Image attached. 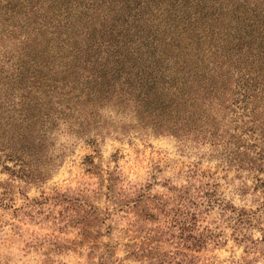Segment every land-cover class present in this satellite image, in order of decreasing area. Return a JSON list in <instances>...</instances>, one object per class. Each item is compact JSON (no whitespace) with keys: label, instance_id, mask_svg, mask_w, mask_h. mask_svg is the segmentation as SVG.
<instances>
[{"label":"trees","instance_id":"obj_1","mask_svg":"<svg viewBox=\"0 0 264 264\" xmlns=\"http://www.w3.org/2000/svg\"><path fill=\"white\" fill-rule=\"evenodd\" d=\"M111 100L264 174V0H0V152L16 175L47 180L55 133L88 135Z\"/></svg>","mask_w":264,"mask_h":264},{"label":"rangeland","instance_id":"obj_2","mask_svg":"<svg viewBox=\"0 0 264 264\" xmlns=\"http://www.w3.org/2000/svg\"><path fill=\"white\" fill-rule=\"evenodd\" d=\"M90 120L55 133L65 156L45 181L0 152V264H264L263 173L134 126L120 100Z\"/></svg>","mask_w":264,"mask_h":264}]
</instances>
